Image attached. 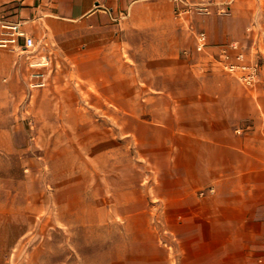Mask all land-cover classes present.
Returning a JSON list of instances; mask_svg holds the SVG:
<instances>
[{"label": "rangeland", "instance_id": "374dc122", "mask_svg": "<svg viewBox=\"0 0 264 264\" xmlns=\"http://www.w3.org/2000/svg\"><path fill=\"white\" fill-rule=\"evenodd\" d=\"M78 27L27 51L0 46L24 59L6 92L16 151L0 157V264H177L164 229L177 113L205 121L215 86L244 85L194 43L183 62Z\"/></svg>", "mask_w": 264, "mask_h": 264}, {"label": "crops", "instance_id": "0c3cea01", "mask_svg": "<svg viewBox=\"0 0 264 264\" xmlns=\"http://www.w3.org/2000/svg\"><path fill=\"white\" fill-rule=\"evenodd\" d=\"M209 3L211 14L177 17L176 8L185 5L179 0H0V35L3 23L20 22L35 41L65 40L78 23L94 33L110 31L132 48L141 37L159 57L184 62L181 51L195 44L198 31L208 34L211 49L234 39L245 43L258 29L264 34V0ZM259 43L264 47L262 38ZM15 61L21 66L24 59L0 48V157L16 151L6 126L7 87L22 75ZM210 103L205 121L177 113V148L167 168L174 192L164 198L172 226L164 229L177 236V264H264V71L252 90L215 86ZM201 188L212 191L200 197Z\"/></svg>", "mask_w": 264, "mask_h": 264}, {"label": "built area", "instance_id": "2783aa9c", "mask_svg": "<svg viewBox=\"0 0 264 264\" xmlns=\"http://www.w3.org/2000/svg\"><path fill=\"white\" fill-rule=\"evenodd\" d=\"M176 8L177 17H183L190 13L211 14L209 0H201L199 3H187ZM226 9H221L219 14H225ZM4 31L0 36V46L11 47L27 51L36 47L34 37L29 35L21 27L20 22L3 23ZM252 26L247 28L253 32ZM264 40V34L260 29L257 36H250L251 44L247 47L239 39H234L219 45H212L209 42L208 34L205 31H198L195 35V50L200 54L208 55V60L213 68H218L236 78L242 85L249 89H255L261 80L262 63H264V50L260 45V39Z\"/></svg>", "mask_w": 264, "mask_h": 264}]
</instances>
